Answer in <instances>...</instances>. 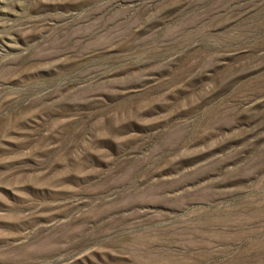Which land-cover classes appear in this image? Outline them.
Masks as SVG:
<instances>
[{"label": "rangeland", "instance_id": "1", "mask_svg": "<svg viewBox=\"0 0 264 264\" xmlns=\"http://www.w3.org/2000/svg\"><path fill=\"white\" fill-rule=\"evenodd\" d=\"M0 264H264V0H0Z\"/></svg>", "mask_w": 264, "mask_h": 264}]
</instances>
